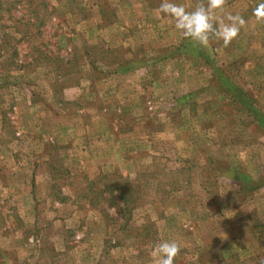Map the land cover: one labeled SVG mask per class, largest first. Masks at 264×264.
Here are the masks:
<instances>
[{
  "label": "rangeland",
  "instance_id": "obj_1",
  "mask_svg": "<svg viewBox=\"0 0 264 264\" xmlns=\"http://www.w3.org/2000/svg\"><path fill=\"white\" fill-rule=\"evenodd\" d=\"M162 2L0 0V264H264V0L227 48Z\"/></svg>",
  "mask_w": 264,
  "mask_h": 264
},
{
  "label": "clouds",
  "instance_id": "obj_2",
  "mask_svg": "<svg viewBox=\"0 0 264 264\" xmlns=\"http://www.w3.org/2000/svg\"><path fill=\"white\" fill-rule=\"evenodd\" d=\"M227 0H198L193 10H187L183 5L163 0L158 12L174 20V26L182 36L194 45L208 47L212 42H223L227 48L246 26V20L240 14H226V21L214 22L215 12L223 13ZM257 21L264 23V2L253 9ZM180 245L175 241H165L157 244L152 253L156 264H175L180 253Z\"/></svg>",
  "mask_w": 264,
  "mask_h": 264
},
{
  "label": "crops",
  "instance_id": "obj_3",
  "mask_svg": "<svg viewBox=\"0 0 264 264\" xmlns=\"http://www.w3.org/2000/svg\"><path fill=\"white\" fill-rule=\"evenodd\" d=\"M93 35V34H92ZM125 42H128V41H126L124 38H121V40H120V43H122V44H115V45H113V46H111L112 48H124V47H126L127 46V44L125 43ZM129 43V42H128ZM75 47H77L76 48V50H74L76 53H79V54H82V51L80 50V48L78 49V47H80V46H77V45H75ZM126 49V48H125ZM133 49V46L132 47H130V48H128V51H131ZM146 51V50H145ZM83 52H85V50L83 51ZM84 57H82V59H83ZM80 60L79 62H78V68L80 67V68H84V67H90V66H92V65H94V62H92V61H88V60ZM141 58H137V59H129V60H127L128 62V66L127 65H125L126 67H130L131 65L133 66V65H135L136 66V64H138V66H143L144 65V61H137V60H140ZM135 63V64H132V63ZM80 63V64H79ZM111 66V65H110ZM121 75H123V74H121ZM83 95V94H82ZM90 95V97L94 100V98H95V96H94V94L93 93H90L89 94ZM84 96V95H83ZM91 107H93V106H91ZM3 154V155H2ZM13 154H15V151L13 150V148L11 147V145H7V144H3V146L1 147V150H0V170H2L3 171V169H4V172L5 173H8V174H10V171L11 170H13L12 169V165H13V163H14V160H13ZM28 165V164H27ZM11 173H12V171H11ZM1 174V173H0Z\"/></svg>",
  "mask_w": 264,
  "mask_h": 264
},
{
  "label": "trees",
  "instance_id": "obj_4",
  "mask_svg": "<svg viewBox=\"0 0 264 264\" xmlns=\"http://www.w3.org/2000/svg\"><path fill=\"white\" fill-rule=\"evenodd\" d=\"M225 78H224V75H223V80H224ZM240 100H241V102L244 100V97H241L240 98Z\"/></svg>",
  "mask_w": 264,
  "mask_h": 264
}]
</instances>
